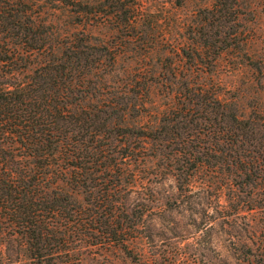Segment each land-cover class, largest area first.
Segmentation results:
<instances>
[{"label":"rangeland","instance_id":"rangeland-1","mask_svg":"<svg viewBox=\"0 0 264 264\" xmlns=\"http://www.w3.org/2000/svg\"><path fill=\"white\" fill-rule=\"evenodd\" d=\"M25 1L58 34L81 31L90 46L114 55L88 82L101 101L126 108L121 126L130 133L147 132L167 113L207 117L200 107L183 108L179 91L214 96L264 127V0H237L225 21L209 17L214 0H134L133 28L90 15L77 23L59 3ZM168 128L158 140L136 133L116 140L134 149L127 161L133 175L124 171V246L76 240L66 255L51 256L52 264H261L264 179L232 166L225 143L202 134L188 140L173 122ZM0 264H29L24 243L3 236Z\"/></svg>","mask_w":264,"mask_h":264},{"label":"trees","instance_id":"trees-1","mask_svg":"<svg viewBox=\"0 0 264 264\" xmlns=\"http://www.w3.org/2000/svg\"><path fill=\"white\" fill-rule=\"evenodd\" d=\"M49 1L69 8L77 23L90 15L118 20L116 28L136 24L134 0ZM236 1L214 0L209 17L225 21ZM32 6L0 0V239L21 240L29 264H52L51 256L66 255L72 242L85 238L91 245L124 246V171L133 175L127 161L134 149L118 144V136L158 140L173 122L188 140L202 134L215 145L225 143L232 166L248 177L254 169L264 179V127L214 96L196 92L189 98L179 91L183 108L200 107L207 117L187 112L170 119L167 113L147 132L130 133L121 126L126 108L101 101L88 82L114 55L90 46L81 31L58 34L36 19ZM246 148L251 155H244ZM257 260L264 264V253Z\"/></svg>","mask_w":264,"mask_h":264}]
</instances>
